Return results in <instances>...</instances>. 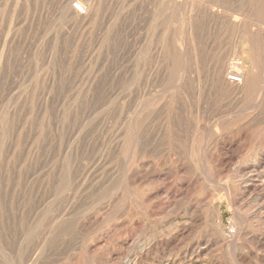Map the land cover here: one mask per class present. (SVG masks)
<instances>
[{"label":"rangeland","instance_id":"rangeland-1","mask_svg":"<svg viewBox=\"0 0 264 264\" xmlns=\"http://www.w3.org/2000/svg\"><path fill=\"white\" fill-rule=\"evenodd\" d=\"M59 1L0 0V264H264V0Z\"/></svg>","mask_w":264,"mask_h":264},{"label":"bare ground","instance_id":"bare-ground-1","mask_svg":"<svg viewBox=\"0 0 264 264\" xmlns=\"http://www.w3.org/2000/svg\"><path fill=\"white\" fill-rule=\"evenodd\" d=\"M81 3H83V5L85 6V8H86V13H78V12H76L72 7H71V0H60L59 1V9H60V11L61 12H63L64 14L65 13H68V14H72V16L74 17V19L77 21V22H79L80 24H85L87 21H88V18L91 16L90 14H91V11H92V7L90 8L89 6H88V3L86 2V1H84V0H79ZM260 3V2H259ZM194 5V4H193ZM253 5V4H252ZM91 6V5H90ZM193 9V8H192ZM191 13V12H190ZM68 14H66V15H68ZM195 20V19H194ZM262 31V30H261ZM191 33V32H190ZM258 36V35H257ZM262 36V35H261ZM263 37V36H262ZM195 45V44H194ZM254 50V49H253ZM258 53H259V51H258ZM255 54V53H254ZM261 56V55H260ZM235 63V62H234ZM236 64H238V62L236 63ZM217 65H219V64H217ZM217 65L215 66V67H217ZM228 64L227 63H224V64H222L220 67H219V69H218V71H217V73H215L216 74V78L215 79H217V81L218 82H220V83H222V85L228 90V91H231L232 93H242V94H244V92L246 91V88L244 87V88H241V87H243V86H245L246 85V81H249V79L247 80V78H245L244 77V79H245V83L243 82V84H234V83H231V82H229L228 80L227 81H225V76H224V74L227 72V70H228V68H229V65L227 66ZM235 65V64H234ZM239 68V67H238ZM217 70V69H216ZM216 70H215V72H216ZM236 70H237V68H236ZM241 71V70H240ZM229 72V71H228ZM261 73V72H260ZM214 74V75H215ZM247 74V73H246ZM264 74V73H263ZM213 75V76H214ZM227 75V74H226ZM248 75V74H247ZM250 76V75H249ZM260 76V75H259ZM215 77V76H214ZM255 78V77H254ZM253 78V79H254ZM215 79H214V81H215ZM227 79V78H226ZM257 79H259V78H257ZM261 79V78H260ZM183 80V79H182ZM256 80V79H255ZM262 80V79H261ZM258 81V80H257ZM181 82V81H180ZM256 82V81H255ZM254 80H253V86H254ZM261 82V81H260ZM260 82H258V83H260ZM249 83V82H248ZM247 83V84H248ZM257 83V84H258ZM215 84H217V83H215ZM261 84V83H260ZM252 85V84H251ZM256 85V84H255ZM262 85H263V80H262ZM248 86H249V84H248ZM248 86H247V88H248ZM258 86H259V84H258ZM257 88V87H256ZM261 88H263V86L261 87ZM224 89V88H223ZM249 89V88H248ZM153 90V89H152ZM250 90V89H249ZM263 90V89H262ZM259 91V90H258ZM180 92V91H179ZM185 92V91H184ZM183 92V93H184ZM159 93H161V92H159ZM248 93V92H247ZM261 94V93H260ZM262 95H263V93H262ZM237 96H238V94H237ZM240 96H242V95H240ZM245 95H243L242 97H244ZM171 99V98H170ZM263 99H264V97H263ZM201 101V100H200ZM140 102V101H139ZM157 102V101H156ZM252 102V101H251ZM143 103V102H142ZM256 103H257V101H256ZM262 102L261 101H259L258 102V106L261 104ZM145 104V103H144ZM147 104V103H146ZM250 104V103H249ZM249 104L247 103V105L249 106ZM255 104V103H254ZM254 104H252L253 105V107H255V105ZM143 105V104H142ZM246 105V106H247ZM252 105H250L251 107H252ZM141 106V105H140ZM152 106V105H151ZM144 107H146V108H148L147 106H144ZM176 107H177V104H176ZM245 107V106H244ZM244 107H243V109H244ZM145 108V109H146ZM149 108H150V106H149ZM158 108V107H157ZM250 108V107H249ZM248 107L247 108H245L246 110L247 109H249ZM259 108H260V106H259ZM140 109V108H139ZM138 109V110H139ZM141 109H143V108H141ZM167 109V108H166ZM177 108H175V110H176ZM144 110V109H143ZM245 110V111H246ZM251 110V109H250ZM140 111V110H139ZM150 111V110H149ZM130 112H132V110L130 111ZM144 111H142V113H143ZM244 112V111H243ZM132 113H134V112H132ZM136 113V112H135ZM138 113V112H137ZM141 112H140V115L142 114ZM147 113H148V111H147ZM131 114V113H130ZM150 114V113H149ZM168 114V113H167ZM172 114V113H171ZM134 115V114H133ZM132 116V115H131ZM142 116H144L145 117V115H143L142 114ZM156 116V115H155ZM160 116V115H159ZM169 116V115H168ZM146 117H150V116H147V114H146ZM142 118V117H141ZM141 118H140V120H141ZM172 118V117H171ZM129 119V118H128ZM187 119V118H186ZM136 120V119H135ZM134 120V121H135ZM138 120V119H137ZM143 120V119H142ZM141 120V121H142ZM159 120V119H158ZM157 120V121H158ZM167 120V119H166ZM125 121H127V120H125ZM133 121V120H132ZM146 121H147V119H146ZM130 122V121H129ZM139 121H137V123H138ZM252 122V121H251ZM144 123V122H143ZM157 123V122H156ZM159 123V122H158ZM164 123V122H163ZM133 124V123H132ZM145 124V123H144ZM182 124V123H181ZM187 125H188V123H187ZM129 126V125H128ZM134 126H135V123H134ZM141 126V125H140ZM162 126V125H161ZM224 126V125H223ZM137 127V126H136ZM260 127V126H259ZM119 128V127H118ZM130 128V127H129ZM174 128H175V126H174ZM185 128V127H184ZM127 129L128 128H126V130L125 131H127ZM148 129V128H147ZM152 129V128H151ZM225 129V128H224ZM144 130V129H143ZM198 130H200L201 131V129H198ZM124 131V130H123ZM129 131V130H128ZM140 131V130H139ZM197 131V130H196ZM244 131H246V130H244ZM243 131V132H244ZM136 132H137V130H136ZM158 132V131H157ZM165 132V131H164ZM167 132V131H166ZM210 132V131H209ZM240 132V131H239ZM241 132H242V130H241ZM264 132V131H263ZM127 133V132H126ZM137 133H139V132H137ZM199 133V132H198ZM205 133V132H204ZM204 133L202 134V135H204ZM211 133V132H210ZM245 133H247V132H245ZM244 133V134H245ZM259 133V132H258ZM261 133V132H260ZM130 134H132V132L130 133ZM197 134V133H196ZM195 134V135H196ZM200 134V133H199ZM211 134H213V133H211ZM218 134H219V130H218ZM228 134V133H227ZM238 134V133H237ZM249 134V133H248ZM134 135H136V134H134ZM138 135V134H137ZM140 135V134H139ZM142 135V134H141ZM178 135V134H177ZM201 134H200V138H201V136H202ZM206 135V134H205ZM208 135V134H207ZM214 135H215V132H214ZM233 135V134H232ZM235 135V134H234ZM241 135V134H240ZM260 135V134H259ZM132 136H133V134H132ZM131 136V137H132ZM193 136H194V134H193ZM220 136H223V134H220ZM228 137L230 136L229 134L227 135ZM242 136H243V134H242ZM134 137V136H133ZM136 137H138V136H136ZM202 137H204V136H202ZM214 137V136H213ZM225 137V136H224ZM238 137H239V134H238ZM241 137V136H240ZM246 137V136H245ZM261 137V136H260ZM121 138H123V137H121ZM171 138V137H170ZM219 138V137H218ZM234 138V137H233ZM243 138V137H242ZM246 138H248V137H246ZM259 138V137H258ZM262 138V137H261ZM260 138V146L262 145L263 146V148H264V138H262L261 139ZM127 139H128V137H127ZM197 139H198V136H197ZM203 140H204V138H202ZM220 139V138H219ZM236 139V138H235ZM241 139V138H240ZM118 140V139H117ZM131 140V139H130ZM130 140H128V141H130ZM137 140V139H136ZM135 140V141H136ZM218 140V139H217ZM222 140H223V138H222ZM221 140V141H222ZM242 140V139H241ZM257 140V139H256ZM259 140V139H258ZM124 141H125V138H124ZM127 141V140H126ZM195 141V140H194ZM197 141V140H196ZM199 141L200 140H198L197 142L199 143ZM224 141H225V139H224ZM223 141V142H224ZM227 141V140H226ZM231 141H232V139H231ZM248 141V140H247ZM250 141V140H249ZM242 142V141H241ZM240 142V143H241ZM192 143H193V141H192ZM201 143H202V141H201ZM218 143H219V141H218ZM256 143H258V142H256ZM128 145L129 144H131V142H129V143H127ZM180 144V143H179ZM194 144H196V142L194 143ZM125 145V144H124ZM131 145H133V142H132V144ZM131 145H130V149H131ZM200 144H198V146H199ZM232 145V144H231ZM243 145H245V144H243ZM243 145H241L240 144V146H243ZM257 145H259V144H257ZM195 146V145H194ZM219 146V145H218ZM221 146V145H220ZM239 146V145H238ZM252 146H254V145H252ZM124 147V146H123ZM126 147V146H125ZM196 147V146H195ZM236 147H237V145H236ZM121 148H122V146H121ZM192 148H193V150H194V147L192 146ZM224 148V147H223ZM227 148V147H226ZM241 148V147H240ZM127 149H128V147H127ZM189 149V148H188ZM196 149V148H195ZM210 149V148H209ZM219 149V148H218ZM228 149V148H227ZM238 149V148H237ZM254 149V148H253ZM256 149V148H255ZM254 149V150H255ZM260 149H262V148H260L259 147V150H258V146H257V152H256V154H253V155H255V157H254V162H253V167H261L262 166V164H263V160H264V158L263 159H261L260 157H259V155H263V154H261L260 153ZM240 150V149H239ZM242 150V149H241ZM263 150V149H262ZM188 151V150H187ZM232 151H234V149L232 150ZM243 151V150H242ZM192 152V151H191ZM196 152V151H195ZM226 152V151H225ZM239 153V152H238ZM251 153V152H250ZM237 154V153H236ZM247 154V153H246ZM194 154L192 153V156H193ZM225 155L228 157V158H231V157H233V153H231L230 151H227L226 153H225ZM249 155V154H248ZM147 156V155H146ZM244 156H245V153H244ZM225 157V156H224ZM246 157V156H245ZM252 157V156H251ZM135 158V157H134ZM137 158V157H136ZM135 158V159H136ZM242 158V157H241ZM243 159V158H242ZM192 160V159H191ZM213 160V159H212ZM216 160V159H215ZM139 161V160H138ZM227 162V160H225L221 155H219V157L217 158V163L219 164V165H225V163ZM172 163H174V162H172ZM171 163V164H172ZM216 163V164H217ZM228 163V162H227ZM170 164V163H169ZM175 164V163H174ZM131 165V164H130ZM177 165V164H176ZM173 166V165H172ZM171 166V167H172ZM183 167V166H182ZM225 167V166H224ZM174 168H175V166H174ZM221 168V167H220ZM218 169H219V167H218ZM222 169V168H221ZM223 170H225V169H223ZM263 170V169H262ZM218 171V176H221V173H220V170H217L216 169V171H214V173L215 172H217ZM223 174V173H222ZM217 175V174H216ZM250 175V174H249ZM225 176V175H224ZM212 178H213V176H212ZM215 178L217 179V181H218V183H220V181L218 180V177H216L215 176ZM215 179V180H216ZM220 179V178H219ZM258 179V178H257ZM206 180V179H205ZM213 180H214V178H213ZM243 181V180H242ZM249 181H250V183H249ZM212 182V181H211ZM258 182L260 183V184H262V185H264V178H262L261 180H258ZM214 183H216V182H214ZM218 183H217V185H218ZM222 183H224V181L222 182ZM221 183V184H222ZM246 183H247V185H245V187L247 188V187H249V186H251V185H253L254 184V181L253 180H251V179H248L247 181H246ZM211 184H213V183H211ZM226 184H227V182H226ZM225 183L224 184H222V185H219L220 187L221 186H224L225 188H227V190H229L230 192H231V190H232V192L234 193V196H235V198H236V195H237V193H238V191H240V190H243V189H241V187H236L235 186V188L233 187V189L231 188H229L228 187V184L226 185ZM127 185V184H126ZM156 185V184H155ZM237 185H239V184H237ZM230 186V185H229ZM244 186V185H243ZM223 187V188H224ZM231 187V186H230ZM211 188V187H210ZM219 188V187H218ZM264 190V189H263ZM263 190H261V193L259 192L258 193V196H257V200H262L263 199V203H261V204H264V192H262ZM178 191V190H177ZM228 191V192H229ZM244 191V190H243ZM243 191H240L242 194H243ZM167 193V192H166ZM175 193H176V190H175ZM230 194V193H229ZM228 194V195H229ZM146 196V195H145ZM167 197V196H166ZM175 198H177V196H176V194L173 196V201L171 200V199H169V198H167V199H165V200H161L158 204H157V206L159 207V210H161L160 212L162 213V212H164L166 209H167V207L169 206V203H172V202H177L176 201V199ZM230 201H231V203H233L234 202V197H232L231 195H230ZM159 200V199H158ZM157 200V201H158ZM210 201H212V199L210 200ZM207 202V201H206ZM248 202V201H247ZM201 203V201L200 200H198V199H194V198H191V199H189V202L188 203H186L187 205H186V207L188 208V209H192V210H195V209H198L199 208V204ZM217 203V202H216ZM176 204V203H175ZM204 204V203H203ZM206 204V203H205ZM213 204V203H212ZM116 205V204H115ZM219 204H215L214 205V220H216V221H219V226H220V224H221V220H220V216H219V206H218ZM254 206V205H253ZM257 206V205H256ZM184 207H185V204H184ZM187 209V210H188ZM200 210V209H199ZM114 211V210H113ZM176 211V210H175ZM196 211V210H195ZM149 212L151 213L152 211H150L149 210ZM153 212H154V210H153ZM199 212H201V211H199ZM245 212V211H244ZM213 218V217H212ZM259 219V218H258ZM257 219V220H258ZM213 220V219H212ZM260 222V221H259ZM257 224V223H256ZM185 224H183V232L184 231H186V230H188L187 228H188V225H187V227L186 226H184ZM222 225V224H221ZM250 225V224H249ZM252 225V224H251ZM255 225V224H254ZM259 225V224H258ZM263 225V224H262ZM180 226V225H179ZM218 226V227H219ZM216 227V226H215ZM221 227V226H220ZM223 227V226H222ZM134 228V227H133ZM175 228V227H174ZM174 228L173 229H171L170 230V228H169V233L170 234H167V235H170V237H171V239H173V241L175 240H178V238L180 239V237H178L179 236V232H180V230L182 231V229H181V227H179V229H176L174 232L175 233H172L173 232V230H174ZM176 228H177V226H176ZM197 229V228H196ZM249 229V228H248ZM216 230H217V228H216ZM231 230V229H230ZM66 231V230H65ZM128 231V229L126 230V232ZM134 231V230H133ZM165 231V230H164ZM172 231V232H171ZM190 231H192V229H190ZM222 231V230H221ZM126 232H125V234H126ZM193 233V232H192ZM215 233V232H214ZM213 233V234H214ZM219 233V235L221 234L220 232H218ZM128 234V233H127ZM126 234V235H127ZM216 234V233H215ZM215 234H214V236H215ZM234 234V233H233ZM235 234H237L236 232H235ZM242 234V233H241ZM123 235V234H122ZM190 236V234L188 233L186 236ZM121 236V235H120ZM167 236H165V238H166ZM222 237V236H221ZM241 237V236H240ZM120 238V237H119ZM187 238H189V237H187ZM223 238V237H222ZM229 238V237H228ZM167 239V238H166ZM181 239H182V237H181ZM217 241L219 240V238H215ZM232 239L234 240V238L232 237L231 238V241L229 242V244L228 245H230V243L232 242ZM165 240V239H164ZM163 240V241H164ZM168 240V239H167ZM221 240V239H220ZM226 240V239H225ZM228 240V239H227ZM236 240V239H235ZM170 241V240H169ZM181 241V240H180ZM179 241V242H180ZM216 241V242H217ZM223 241V240H222ZM239 241V240H238ZM219 242V241H218ZM221 242V241H220ZM168 243V242H167ZM170 243V242H169ZM178 243V242H177ZM223 243V242H222ZM221 243V244H222ZM232 243H234V241L232 242ZM231 243V244H232ZM154 244V243H153ZM156 244H158V243H156ZM176 244V243H175ZM224 245H225V243H223ZM151 245V244H150ZM167 245V244H166ZM164 246V245H163ZM168 246V245H167ZM162 247V246H161ZM157 249H158V247H157ZM150 250H151V248H150ZM147 253V252H146ZM143 254V253H142ZM150 254V253H149ZM147 255V254H146ZM140 256V255H139ZM141 257V256H140ZM142 257H143V255H142ZM129 258V257H128ZM126 259H127V257H126ZM130 259V258H129ZM134 259V258H133ZM135 260H138V259H135ZM170 260V259H169ZM174 260V259H173ZM127 261H128V259H127ZM139 262V261H138ZM242 262V261H241ZM165 263H167V262H165ZM125 264V263H124ZM128 264V263H127ZM129 264H136V261H135V263L133 262V261H131ZM140 264V263H139Z\"/></svg>","mask_w":264,"mask_h":264},{"label":"built area","instance_id":"built-area-1","mask_svg":"<svg viewBox=\"0 0 264 264\" xmlns=\"http://www.w3.org/2000/svg\"><path fill=\"white\" fill-rule=\"evenodd\" d=\"M72 8L78 13H86V8L79 0L72 3ZM226 78L229 82L234 84H243L244 77L243 74L237 70H230L227 72Z\"/></svg>","mask_w":264,"mask_h":264}]
</instances>
